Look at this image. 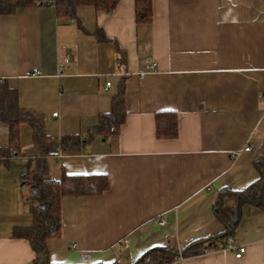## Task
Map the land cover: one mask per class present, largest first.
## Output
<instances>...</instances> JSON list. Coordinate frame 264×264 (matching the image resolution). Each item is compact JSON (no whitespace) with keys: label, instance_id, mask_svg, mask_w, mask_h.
<instances>
[{"label":"crops","instance_id":"crops-1","mask_svg":"<svg viewBox=\"0 0 264 264\" xmlns=\"http://www.w3.org/2000/svg\"><path fill=\"white\" fill-rule=\"evenodd\" d=\"M151 5L149 24L136 22L134 0H118L108 13L79 4L65 18L51 1L0 14V85L16 92L19 110L49 137H83L111 110L125 78L119 131L46 157L49 178L104 174L109 180L99 195L61 198V232L46 238L52 263L130 264L152 247L173 242L179 249L215 236L225 229L213 212L219 189L242 190L258 177L264 0ZM168 110L177 113L178 135L158 138L155 113ZM9 132L0 120V264H31L29 241L12 230L34 217L21 175L37 148L29 122L20 123L17 138ZM239 219L231 235L245 247L241 257L210 248L179 264H264V210L244 203Z\"/></svg>","mask_w":264,"mask_h":264},{"label":"trees","instance_id":"trees-1","mask_svg":"<svg viewBox=\"0 0 264 264\" xmlns=\"http://www.w3.org/2000/svg\"><path fill=\"white\" fill-rule=\"evenodd\" d=\"M52 2L58 17H74L79 4H88L98 10L111 12L118 0H0V14L12 13L23 6H33L45 2ZM135 20L138 23H151V0H134ZM99 39H106L98 34ZM125 78L122 77L111 99V110L99 115L98 124L89 128L82 137L79 134H68L59 137H49L39 124L33 122L27 114L19 110L16 92L0 85V120L10 126V139L18 137L19 126L22 122H29L33 129V143L37 148L34 158L29 160V168L21 175V182L26 183L27 199L32 203L33 220L28 225H15L13 236L29 241L34 258L31 264H56L50 261V253L46 246V238L56 237L62 228L60 201L65 196L99 195L109 186V180L104 174L80 175L65 174L59 178L48 177L46 157L60 150H82L95 135L107 136L116 133L125 123ZM155 135L158 138H175L178 133L177 113L173 110L158 111L154 116ZM111 126L114 130L110 131ZM254 157V167L257 179L242 190L221 188L217 200L213 204V212L223 223V232L201 240H194L182 248H177L173 242L166 245L147 249L130 264H162L173 261L180 254L182 257L196 255L204 249H216L219 243L233 234L240 218L241 207L250 203L264 210V141L259 145ZM37 187L36 195H32L31 186ZM44 203L41 209L38 206ZM59 264V263H58ZM92 264H122L118 259L111 262H95Z\"/></svg>","mask_w":264,"mask_h":264},{"label":"built area","instance_id":"built-area-1","mask_svg":"<svg viewBox=\"0 0 264 264\" xmlns=\"http://www.w3.org/2000/svg\"><path fill=\"white\" fill-rule=\"evenodd\" d=\"M69 60V57L68 56H66V57H63L60 61H59V63H58V73L59 74H63L64 73V70H65V63H66V61H68ZM154 64L155 63H153L152 65H151V67L153 68V66H154ZM34 75H38L39 73H40V69L38 68H35L34 70H33V72H32ZM110 81H107L106 83H105V86L108 88L109 86H110ZM53 115H57V112L56 111H54L53 112ZM111 130H114V126H111V128H110V131ZM245 150H249L250 149V146H246L245 148H244ZM159 221V223H164V221H163V218L162 217H160V219L158 220ZM216 248H224V249H227V250H231L232 252H233V254H234V256L235 257H237V258H239V257H241L243 254H244V251H245V247L243 246V245H240V244H237L236 242H235V240H234V237L232 236V235H230V236H228L225 240H224V242L223 243H219L217 246H216ZM207 249H204L203 251H206ZM182 256L180 255V254H178L174 259H173V261H170V262H164V263H162V264H179L180 263V261L182 260Z\"/></svg>","mask_w":264,"mask_h":264},{"label":"water","instance_id":"water-1","mask_svg":"<svg viewBox=\"0 0 264 264\" xmlns=\"http://www.w3.org/2000/svg\"><path fill=\"white\" fill-rule=\"evenodd\" d=\"M26 183H27V181H26ZM31 192H32V195L33 196L36 195V193H37V187L35 185H32L31 186ZM44 205H45L44 203H41V205H39L38 207L42 209L44 207Z\"/></svg>","mask_w":264,"mask_h":264},{"label":"rangeland","instance_id":"rangeland-1","mask_svg":"<svg viewBox=\"0 0 264 264\" xmlns=\"http://www.w3.org/2000/svg\"><path fill=\"white\" fill-rule=\"evenodd\" d=\"M26 188V187H25Z\"/></svg>","mask_w":264,"mask_h":264}]
</instances>
